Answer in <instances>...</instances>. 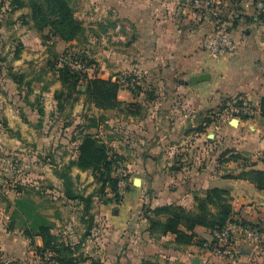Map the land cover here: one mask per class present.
<instances>
[{
	"label": "crops",
	"instance_id": "0c3cea01",
	"mask_svg": "<svg viewBox=\"0 0 264 264\" xmlns=\"http://www.w3.org/2000/svg\"><path fill=\"white\" fill-rule=\"evenodd\" d=\"M192 2L125 0L113 4L114 32L120 30L121 36L116 37L125 43L116 41L110 48L109 72L114 79L132 78L142 92L135 95L128 85L121 86L117 100L128 106L129 113L125 118L115 116L116 134L109 138L110 146L124 158L129 172L141 171L144 179L139 181L142 188L148 186L147 194L143 196L140 187L131 190L116 209L92 212L91 229L79 224V213L77 218L71 216V222L56 220L52 210L41 208L37 195L30 198L27 224L15 216L14 206L0 209V252L5 262L37 264L34 249L40 248L42 241L36 232L39 225L47 224L52 226L53 235L77 247L78 254L105 264L117 263L123 254L125 264L147 259L226 264L196 245L175 246L172 236L150 237L140 209L145 195L151 208L176 205L192 211L196 199L205 192L224 190L229 194L234 219L250 224L264 221V191L240 178L243 172L264 173V128L258 126L256 118L237 120L235 126L233 120L213 118L220 117L221 109L232 99L243 98L259 106L264 97V22L258 18L255 0H224L222 17L236 49L214 58L201 46L213 30V20L194 12ZM200 75L209 79L191 84L190 80ZM0 108V118L21 136L18 140L1 132L0 140L7 150L24 151L29 146L31 154L37 155L53 138L68 137L63 127L55 133L38 128L39 115L31 110L25 111V118L37 125L27 128L14 109L2 103ZM226 152L242 159L231 160L232 154ZM65 162L62 166L68 164ZM47 178L53 185L59 184L53 176ZM54 192L48 191L46 199L53 200ZM27 228L33 231L32 239L25 235ZM193 233L197 240L211 239L204 228L197 227ZM234 247L238 252L235 264H264V250L245 244L239 237Z\"/></svg>",
	"mask_w": 264,
	"mask_h": 264
},
{
	"label": "rangeland",
	"instance_id": "374dc122",
	"mask_svg": "<svg viewBox=\"0 0 264 264\" xmlns=\"http://www.w3.org/2000/svg\"><path fill=\"white\" fill-rule=\"evenodd\" d=\"M116 1L125 0H68L73 17L81 24L84 33L77 41L66 43L53 37L48 29L38 32L29 18L28 7L12 11L9 0H0V103L14 109L17 112L16 116L20 117L27 128L37 124L30 123L25 118V111L31 110L38 114V111L42 110V120H37L38 128L48 132L51 129L55 133L63 127L69 133L64 140L56 141V137L53 138L52 143L44 145L37 155L31 154L29 146L24 151L7 150L0 140V209L15 207L16 201H21L25 209L30 211V198L37 195L41 208L52 210L56 220L71 222V216L77 218L79 213V224L84 229L93 227L94 219L90 221L92 212L95 211L96 214L103 208L116 209L115 198L109 186L96 180L95 174L91 171L82 172L76 168L68 171L72 191L91 199L88 215L83 216L82 202L67 201L64 198L66 189L58 175L64 172V167L67 166V164L62 166L63 161L69 163L76 158V149L86 136L101 141L107 147L110 158L116 157L121 160L120 164L125 169L126 176L123 180L124 187L118 188V195L121 198L118 204L123 202L131 190L136 191L141 187L139 190L143 196L147 194L145 191L148 186L142 188L140 183V186L135 188L132 183L133 178L144 179L141 171L135 169L134 172H129L125 167L124 158L116 155L114 148L110 146L109 138L116 134L113 120L115 116L125 118L129 108H126L125 104L111 109L97 108L92 99L85 94L87 89L85 79L71 76L63 69L65 65L62 60L70 55L74 61L90 69L84 73L87 79H101L117 83L120 87L128 85V89H131V78L121 76L114 79L109 72L110 48L115 46L116 41L121 45L125 43V39L116 37L121 36L120 30L116 34L113 28L115 20L112 13ZM22 17L26 24H23ZM99 61L103 63L102 67H99ZM68 67L71 68L67 65ZM70 70L76 72L72 68ZM13 75L20 77V83H15ZM76 91L82 93L77 94ZM1 111L0 108V116ZM260 114V108L256 106V115L246 120L256 118L258 126L264 128V120ZM213 118L220 119L217 115H213ZM214 119L209 121L214 122ZM1 132L21 140L20 134L9 127L8 121L0 118V135ZM120 132L121 130L118 133ZM75 170L79 172L76 173ZM50 176L58 180L59 184L53 185L47 178ZM51 190L55 191L53 193L55 198L47 200L46 194ZM142 201L141 211L144 208H151L147 195ZM123 256L124 258L119 257L115 264H125V254ZM37 258L39 261L37 264H41L40 258ZM5 261L0 252V264H8Z\"/></svg>",
	"mask_w": 264,
	"mask_h": 264
},
{
	"label": "trees",
	"instance_id": "16d2710c",
	"mask_svg": "<svg viewBox=\"0 0 264 264\" xmlns=\"http://www.w3.org/2000/svg\"><path fill=\"white\" fill-rule=\"evenodd\" d=\"M12 11L20 10L28 7L30 10L29 18L33 23L34 28L38 32L48 29L53 37L58 38L62 42L77 41L80 36H83L84 29L81 24L73 17V10L69 6L68 0H9ZM258 18L264 22V15H259ZM23 24H26L22 17ZM65 65V64H64ZM71 76H80L85 79L87 89L85 94L88 95L95 106L99 109H111L120 107L124 104L117 100V94L120 90V85L101 79H87V75L76 71L75 73L63 66ZM77 74V75H76ZM15 83H20V77L13 75ZM132 80V78H131ZM141 88L139 86L131 87L132 94H138ZM77 94L82 92L76 91ZM128 108L127 105H124ZM131 106V105H130ZM260 115L264 120V97L259 103ZM39 120H42V110L38 111ZM246 120V119H244ZM76 158L69 162L64 167V172L59 173L58 177L62 180L65 187L64 198L67 201L82 202L83 216L88 215L90 211L91 199L84 198L75 194L71 189V182L68 176V171L71 168H76L82 172L91 171L95 174L96 180L102 184H107L114 195L115 202L118 204L121 198L118 195V180L114 177V172L120 165V159L110 158L108 156L107 147L99 140L86 136L76 149ZM231 152H226L229 154ZM229 157L231 160L242 159L240 155L233 154ZM240 178H244L252 182L257 190L264 191V173L259 171L243 172ZM230 198L227 191L212 189L205 192L202 198H197L194 210L188 211L180 206L169 205L156 208H144L142 210L143 218L147 221V232L153 239L161 237H174V245L178 247H186L196 245L203 249L207 241L197 240L194 235V230L197 227L204 228L210 232L211 239L214 234L221 232L229 223L235 222L241 226L264 231V221L257 224H250L243 220L233 218V213L230 205ZM15 216L22 219L23 224H27L28 210L25 209L21 201L15 203ZM21 213L22 215H19ZM26 218V220L24 219ZM92 221V217L90 218ZM33 231L25 230V235L32 239ZM42 241L40 248H35L34 251L37 257L40 258L41 264H101L98 260L83 257L78 254V248L66 243L60 237L52 234L51 225H39L36 232ZM140 264H173L168 261L159 263L156 259H147L141 261Z\"/></svg>",
	"mask_w": 264,
	"mask_h": 264
},
{
	"label": "built area",
	"instance_id": "2783aa9c",
	"mask_svg": "<svg viewBox=\"0 0 264 264\" xmlns=\"http://www.w3.org/2000/svg\"><path fill=\"white\" fill-rule=\"evenodd\" d=\"M224 0H193L192 9L200 14H207L213 20V30L201 43L202 48L212 57H222L234 53L236 45L229 33V26L222 17ZM255 8L259 15H264V0H255ZM73 57L66 56L62 62L70 66L75 71L89 72L81 63L74 61ZM134 88L137 83L131 81ZM256 115V106L243 98L228 101L225 108L220 113L222 121L250 119ZM118 180V188L124 187V177L126 171L120 164L114 172ZM236 237L242 242L254 248L264 250V231H258L249 227L241 226L235 222L229 223L221 232L214 234L213 239L207 241L203 249L211 253L216 258L225 261L226 264H235L238 252L234 247Z\"/></svg>",
	"mask_w": 264,
	"mask_h": 264
},
{
	"label": "water",
	"instance_id": "95a60500",
	"mask_svg": "<svg viewBox=\"0 0 264 264\" xmlns=\"http://www.w3.org/2000/svg\"><path fill=\"white\" fill-rule=\"evenodd\" d=\"M208 79H209V77H208L207 75H200V76H198V77L192 78V79L190 80V82H191V84L196 85V84H198V83L205 82V81H207ZM235 123H237V120H233L232 125L235 126ZM133 185H134L135 187H139V186H140V181H139V179H135V180L133 181Z\"/></svg>",
	"mask_w": 264,
	"mask_h": 264
}]
</instances>
